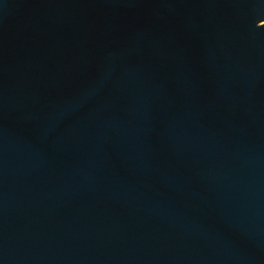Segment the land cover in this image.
I'll use <instances>...</instances> for the list:
<instances>
[{
  "label": "water",
  "instance_id": "water-1",
  "mask_svg": "<svg viewBox=\"0 0 264 264\" xmlns=\"http://www.w3.org/2000/svg\"><path fill=\"white\" fill-rule=\"evenodd\" d=\"M0 264H264V0H0Z\"/></svg>",
  "mask_w": 264,
  "mask_h": 264
}]
</instances>
